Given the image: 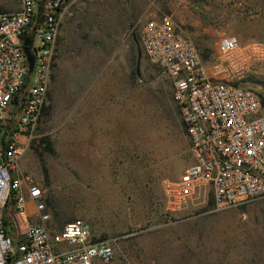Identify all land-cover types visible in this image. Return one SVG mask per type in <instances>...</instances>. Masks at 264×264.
Listing matches in <instances>:
<instances>
[{"label": "rangeland", "instance_id": "obj_1", "mask_svg": "<svg viewBox=\"0 0 264 264\" xmlns=\"http://www.w3.org/2000/svg\"><path fill=\"white\" fill-rule=\"evenodd\" d=\"M17 1L0 3L16 10ZM163 13L206 62L224 33L264 40V0L78 1L58 38L50 112L22 167L47 187L53 228L83 218L94 237L114 241L115 258L97 264H264V197L220 210L210 190L166 208L163 180L193 158L172 83L138 39ZM241 82L264 96V66Z\"/></svg>", "mask_w": 264, "mask_h": 264}, {"label": "built area", "instance_id": "obj_2", "mask_svg": "<svg viewBox=\"0 0 264 264\" xmlns=\"http://www.w3.org/2000/svg\"><path fill=\"white\" fill-rule=\"evenodd\" d=\"M78 1L19 0L16 10L0 9V264H97L116 255L114 241L94 237L86 219L53 228L47 187L22 167L51 104L63 19ZM27 37L35 57L31 74ZM140 38L149 61L172 83L191 143L193 162L177 180L162 182L167 210L177 212L210 190L220 210L264 197V96L241 84L264 66V40L224 33L206 62L167 13L148 18Z\"/></svg>", "mask_w": 264, "mask_h": 264}, {"label": "water", "instance_id": "obj_3", "mask_svg": "<svg viewBox=\"0 0 264 264\" xmlns=\"http://www.w3.org/2000/svg\"><path fill=\"white\" fill-rule=\"evenodd\" d=\"M31 38L27 37L24 41V51L25 54L27 56V60L29 62V74L32 73L33 69H34V65H35V57L31 51Z\"/></svg>", "mask_w": 264, "mask_h": 264}, {"label": "trees", "instance_id": "obj_4", "mask_svg": "<svg viewBox=\"0 0 264 264\" xmlns=\"http://www.w3.org/2000/svg\"><path fill=\"white\" fill-rule=\"evenodd\" d=\"M138 39L141 42V38L139 37ZM141 45H142V43H141ZM29 78L30 77L28 76L27 79H26L25 84L23 85V87H22V89L20 91V95H22V96H24L27 93V91H28V88H29V85H28ZM178 110L180 111L179 107H178ZM49 112H50V107L44 113L45 114H49ZM46 149L49 150V151H52L51 143H49V142L47 143ZM46 202H47V204L48 203L51 204L52 203V199L50 198V199L46 200Z\"/></svg>", "mask_w": 264, "mask_h": 264}, {"label": "crops", "instance_id": "obj_5", "mask_svg": "<svg viewBox=\"0 0 264 264\" xmlns=\"http://www.w3.org/2000/svg\"><path fill=\"white\" fill-rule=\"evenodd\" d=\"M1 5H0V9L1 10H4V6H3V4L4 3H0ZM19 7V0L17 1V4H16V9ZM65 18V17H64ZM64 20V19H63ZM62 27H63V25H62ZM61 30H62V28H61ZM253 39H255V38H253ZM246 41H248V40H246Z\"/></svg>", "mask_w": 264, "mask_h": 264}]
</instances>
